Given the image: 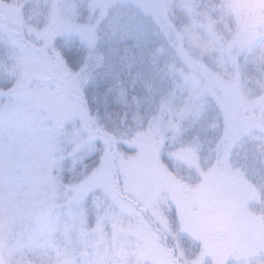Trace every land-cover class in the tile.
<instances>
[{
    "label": "rangeland",
    "instance_id": "rangeland-1",
    "mask_svg": "<svg viewBox=\"0 0 264 264\" xmlns=\"http://www.w3.org/2000/svg\"><path fill=\"white\" fill-rule=\"evenodd\" d=\"M213 1L234 28L200 0H0L9 30L54 58L15 37L0 60V264H176L166 239L177 263L264 264V11ZM106 32L155 47L137 68L148 121L103 140V157L89 138L116 125L78 113L71 87L83 83L55 45L81 39L90 52ZM86 58L83 70L100 61ZM65 163L77 170L66 182L54 174Z\"/></svg>",
    "mask_w": 264,
    "mask_h": 264
},
{
    "label": "trees",
    "instance_id": "trees-1",
    "mask_svg": "<svg viewBox=\"0 0 264 264\" xmlns=\"http://www.w3.org/2000/svg\"><path fill=\"white\" fill-rule=\"evenodd\" d=\"M208 2L210 3L208 4ZM256 2L259 3L258 5L260 8V13H262V11H264V0H256ZM200 4L204 7L203 12L211 14L210 18L213 21L217 22L218 26L219 23L223 21L225 25H230V27L234 28V25L230 24V20L227 16L221 20L218 14H216L217 12L215 13V11L212 10L214 8V5L218 3H215V1L213 0H200ZM204 4H206L207 6ZM140 16L141 15H139V19ZM144 17L141 16L143 21L146 20ZM0 19L4 20L5 22L4 28L0 30V60L3 59L2 63H4L6 59V61H9L11 59L10 56L12 53L10 52L13 49L12 46H10V41H13L15 37L22 39V41L25 42L28 48H32V50L39 52L44 58L48 60L54 59L51 54H47L48 52L45 53L43 49H40L42 43L35 44L31 40L27 39L26 36L24 37L23 32L15 33L9 30V26L6 23L5 19H3L1 16ZM101 29L102 27H98L97 31H101ZM222 31L223 28L221 32ZM242 32L244 33V31ZM106 35L107 36L102 39L103 44H101L97 48H94L93 50H90V52L85 46L86 41L84 42L81 39H72L68 40V42L63 41V43L55 45V47L57 48L58 56L66 61L67 65L72 71H78L76 72V76H78L77 80L82 81L83 83V88H81L80 86L81 90L78 88L79 86L74 87L72 85L71 87L73 90V95H76L74 99L76 101V104H78V113L82 114L84 116H82L83 118H86V123L90 127H93L95 125V119H98V117H102L104 120H108L109 123L112 121L116 125L114 126V128L106 125L103 129H98L97 131H93L92 129V131L95 134L99 135V137L95 140L91 137L92 139L89 138V140L90 142L98 141L97 147L101 149H97V151L103 157L105 156L107 151V142H109L110 145L115 146L119 140L118 131L124 130L125 125L129 123L135 124L138 122L139 125L142 124L141 127H144L145 123L148 121L147 119L149 118L150 112L153 109V104H151L152 102L147 101L149 98L148 91L144 89L142 80H140L137 74V68L139 67L140 63L142 67H144L143 65H148V61L151 55L150 53L154 50L155 47L154 38L148 41L145 37V34H140L138 40L134 39V42L126 39L120 32L117 34H108L106 32ZM89 53H91L94 57L100 56V61L93 67H90L87 70H83L88 61V58H86V56H88ZM257 58V55L253 56L252 58H248V67H256L258 65ZM0 66L1 72V68L3 65L1 64ZM49 71L51 73V76L54 77L53 79H55L53 69L50 68ZM253 72L254 70H251L250 73ZM13 84L15 85V83H12L10 84V86H12ZM73 88L75 89V92ZM143 99L145 100L143 101ZM82 122L83 121L77 122L78 128L82 127ZM63 127L64 129L62 135H65L67 137L68 132L65 129H67L68 126ZM232 137L233 136H231V138ZM103 140L107 142H102ZM257 140H259V138ZM224 142L225 143L222 144V151L225 149L226 142H228V140ZM62 148H65L64 150H68V148L71 149V154L75 151V149L68 146V144H64ZM250 149L251 148H249V150ZM61 150L62 149H60V151ZM262 150H264V146L261 147L260 151ZM251 151L253 152L254 150ZM60 156L63 157L64 155L58 153V157ZM100 160L101 159H99V155L94 152L92 156L86 160V164H95L98 166ZM258 160L264 161V155L259 156ZM67 164H69V166ZM60 166L61 167H59L54 174L58 178L60 176L59 179H62L65 182L67 178L70 179V177L72 176L73 177L71 180H73L77 170H75L74 173L73 171H71V163H65L64 165L62 164ZM260 169L256 172V174L264 178V170ZM64 184L65 183H63L62 181L59 184L62 186V188H59L62 190L61 193L65 192L63 187L66 184ZM118 196H120V194H118ZM223 231V233L225 234V230ZM167 240L169 241V239H166V245L171 249L170 253L172 255V259L177 264L178 260L176 259V251L174 250L173 244L171 242H168Z\"/></svg>",
    "mask_w": 264,
    "mask_h": 264
},
{
    "label": "water",
    "instance_id": "water-1",
    "mask_svg": "<svg viewBox=\"0 0 264 264\" xmlns=\"http://www.w3.org/2000/svg\"><path fill=\"white\" fill-rule=\"evenodd\" d=\"M249 121H250V122H253V121H254V117H250V118H249Z\"/></svg>",
    "mask_w": 264,
    "mask_h": 264
},
{
    "label": "flooded vegetation",
    "instance_id": "flooded-vegetation-1",
    "mask_svg": "<svg viewBox=\"0 0 264 264\" xmlns=\"http://www.w3.org/2000/svg\"><path fill=\"white\" fill-rule=\"evenodd\" d=\"M152 225L154 224V223H151ZM142 225H144V223H142ZM178 264V263H177Z\"/></svg>",
    "mask_w": 264,
    "mask_h": 264
}]
</instances>
